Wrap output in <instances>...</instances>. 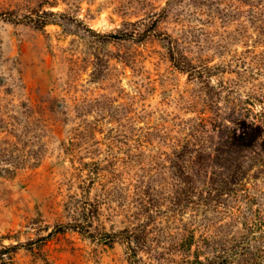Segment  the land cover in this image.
<instances>
[{
  "label": "rangeland",
  "instance_id": "rangeland-1",
  "mask_svg": "<svg viewBox=\"0 0 264 264\" xmlns=\"http://www.w3.org/2000/svg\"><path fill=\"white\" fill-rule=\"evenodd\" d=\"M242 121L263 135L231 150ZM0 241L264 264V0H0Z\"/></svg>",
  "mask_w": 264,
  "mask_h": 264
},
{
  "label": "trees",
  "instance_id": "trees-1",
  "mask_svg": "<svg viewBox=\"0 0 264 264\" xmlns=\"http://www.w3.org/2000/svg\"><path fill=\"white\" fill-rule=\"evenodd\" d=\"M240 129L243 131L240 135H234L231 137V140L229 143V149L240 151L243 149H247L251 147L262 135H263V129L261 126L256 124H247L245 121H242L239 123ZM87 226H84L80 223L73 224L71 226H60L57 228L55 232L65 231L68 228L71 229H80L82 232L88 234L91 237H94V234L86 228ZM54 231L49 234L48 237L53 235ZM48 237H42L40 241H45L48 239ZM110 237L113 239L118 237V234H113ZM30 245L33 244V242L29 243ZM22 244H12V245H6L4 242L0 241V264H14V259L12 253L16 252L19 248H21Z\"/></svg>",
  "mask_w": 264,
  "mask_h": 264
}]
</instances>
